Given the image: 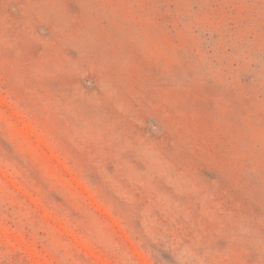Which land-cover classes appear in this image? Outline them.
Listing matches in <instances>:
<instances>
[{
	"label": "rangeland",
	"instance_id": "obj_1",
	"mask_svg": "<svg viewBox=\"0 0 264 264\" xmlns=\"http://www.w3.org/2000/svg\"><path fill=\"white\" fill-rule=\"evenodd\" d=\"M0 264H264V0H0Z\"/></svg>",
	"mask_w": 264,
	"mask_h": 264
}]
</instances>
